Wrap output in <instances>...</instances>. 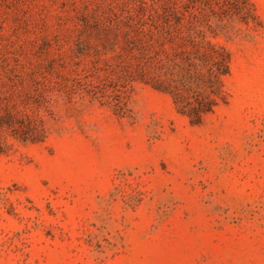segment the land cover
Here are the masks:
<instances>
[{"label": "rangeland", "instance_id": "374dc122", "mask_svg": "<svg viewBox=\"0 0 264 264\" xmlns=\"http://www.w3.org/2000/svg\"><path fill=\"white\" fill-rule=\"evenodd\" d=\"M251 1L261 24L224 40L228 103L194 125L142 82L125 117L63 90L101 0H0V76L32 73L51 97L48 139L0 154V264H264V0Z\"/></svg>", "mask_w": 264, "mask_h": 264}, {"label": "trees", "instance_id": "16d2710c", "mask_svg": "<svg viewBox=\"0 0 264 264\" xmlns=\"http://www.w3.org/2000/svg\"><path fill=\"white\" fill-rule=\"evenodd\" d=\"M101 3L82 18L78 60L68 76H61L69 95L97 101L125 117L129 88L142 82L171 95L194 125L228 103L232 52L224 40L241 31L239 24H261L251 0ZM7 72V78L0 76V154L10 152L15 141L40 143L51 134L42 113L51 104L48 88L32 73L12 67Z\"/></svg>", "mask_w": 264, "mask_h": 264}]
</instances>
